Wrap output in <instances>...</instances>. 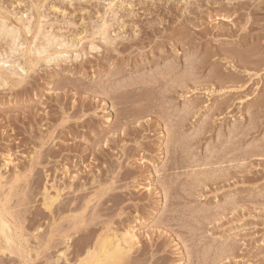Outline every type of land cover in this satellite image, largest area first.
<instances>
[{"label":"rangeland","instance_id":"1","mask_svg":"<svg viewBox=\"0 0 264 264\" xmlns=\"http://www.w3.org/2000/svg\"><path fill=\"white\" fill-rule=\"evenodd\" d=\"M2 20L0 264H80L108 236L124 264H264V0H0Z\"/></svg>","mask_w":264,"mask_h":264},{"label":"bare ground","instance_id":"2","mask_svg":"<svg viewBox=\"0 0 264 264\" xmlns=\"http://www.w3.org/2000/svg\"><path fill=\"white\" fill-rule=\"evenodd\" d=\"M3 21V20H2ZM5 21H3L2 22V26H1V30H0V32H1V34L2 33H4V35H6V36H8V38L9 39H11V40H13V42L14 41H18V39L20 38V36H18V28H16V29H14L13 27H11V28H9L5 23H4ZM25 24V23H24ZM1 25V24H0ZM18 25V24H17ZM15 26V25H14ZM26 27V26H25ZM107 28V27H106ZM27 29V31H28V33L30 32V29L29 28H26ZM41 29V28H40ZM21 30V29H20ZM26 31V30H25ZM98 32V31H97ZM0 34V35H1ZM97 34V33H96ZM95 35V34H94ZM5 36V37H6ZM104 36H105V33H104ZM37 37V36H36ZM107 37V36H106ZM45 39H47V38H45ZM48 40V39H47ZM60 40V39H59ZM59 40L57 39V38H54V37H49V41L46 43L45 42V45H47V47L49 46L50 47V45H54V44H59L60 46H67V45H64V43L62 42V40H61V42H59ZM11 43H12V41H11ZM17 43V42H16ZM16 43H12V45L14 44H16ZM34 43V42H33ZM18 45V44H17ZM52 45V46H53ZM18 46H20V45H18ZM58 46V45H57ZM59 46V47H60ZM14 47V46H13ZM23 47V46H22ZM46 47V46H45ZM44 46H42V48H38L37 50H36V55H38V53L39 54H42V53H46L47 52V47L45 48ZM61 47V48H62ZM21 48V47H20ZM64 48V47H63ZM27 50H28V48H27ZM29 50H30V48H29ZM31 50H33V49H31ZM29 51V52H31V53H33L32 51ZM16 51V50H15ZM17 51H18V49H17ZM34 54V55H35ZM25 56V55H24ZM45 56V55H44ZM29 57V56H28ZM41 57H43V56H41ZM47 57V56H46ZM57 58V57H56ZM48 59V58H47ZM54 59V58H53ZM48 60H50V59H48ZM29 61V60H28ZM32 61V60H31ZM35 62V61H34ZM50 63V62H49ZM29 64V63H28ZM31 65V64H30ZM24 69V68H23ZM169 73H171L170 71H169ZM181 81V80H180ZM183 82L185 81V80H182ZM187 81V80H186ZM5 83V80H3V79H1L0 78V83ZM154 82V81H153ZM168 82V81H167ZM182 82V83H183ZM177 83H179L178 81H177ZM181 83V85H183ZM186 84V83H185ZM2 85H4V84H2ZM180 85V86H181ZM179 86V87H180ZM186 86V85H185ZM183 88H185V87H183ZM168 89V88H167ZM183 90V89H182ZM171 91V90H170ZM214 92V91H213ZM185 111H187V110H185ZM184 112V111H183ZM143 113V112H142ZM189 113V112H188ZM138 114H141V113H138ZM137 114V115H138ZM144 114H146V113H144ZM143 114V115H144ZM136 115V116H137ZM180 115H182V114H180ZM188 116H186V118H187ZM124 118V117H123ZM140 118V117H139ZM138 118V119H139ZM127 119V118H126ZM181 119H183V118H181ZM180 119V120H181ZM108 120V119H107ZM128 121H130V120H128ZM127 121V122H128ZM179 121V120H178ZM182 122L180 123V121H179V126L181 125H183L184 126V123H185V119H183V120H181ZM126 122V123H127ZM124 123V122H123ZM129 124H130V122H129ZM127 125V124H126ZM150 125H152V124H150ZM181 126H180V128H181ZM182 126V127H183ZM153 127V126H152ZM173 127V126H172ZM171 128V127H170ZM170 128L168 129L169 130V133H170ZM174 128V127H173ZM176 128H179L178 127V125H177V127ZM182 129V128H181ZM176 130V129H175ZM178 130V129H177ZM176 130V131H177ZM238 130V129H237ZM121 131V130H120ZM171 131H172V129H171ZM173 131H174V129H173ZM235 131V130H234ZM233 131V132H234ZM178 132V131H177ZM177 132H176V134H175V132H174V135L176 136V135H178L177 134ZM235 133V132H234ZM173 135V134H172ZM181 135V134H180ZM179 136V135H178ZM178 136H176V138L178 137ZM236 136H238V135H236ZM240 136V135H239ZM171 137V136H170ZM179 137H181V136H179ZM178 137V138H179ZM196 137H197V134H196ZM176 138H174L173 137V139H174V141L172 142L173 143V146L174 145H177V144H180L181 142V146H183L185 143H184V138H181V140L182 139H184V140H180V138H179V140L178 139H176ZM175 143V144H174ZM184 143V144H183ZM183 144V145H182ZM178 146V145H177ZM184 146H186V145H184ZM174 148H175V146H174ZM178 148V147H177ZM183 148V147H182ZM238 149V148H237ZM182 150V149H181ZM185 150H187L185 147H184V151ZM234 150V149H233ZM183 151V152H184ZM231 152V151H230ZM229 152V153H230ZM233 152V151H232ZM186 153V152H185ZM189 153V152H188ZM188 153H186V154H188ZM228 153V152H227ZM244 153H246V152H244ZM243 154V153H242ZM225 155H227L226 153H225ZM251 155V154H250ZM250 155H249V157H250ZM253 155V154H252ZM254 156V155H253ZM228 157V156H227ZM237 157H239V156H237ZM236 157V158H237ZM247 157V156H246ZM224 158H225V156H224ZM233 158H235V156L233 157ZM241 158V157H240ZM239 158V159H240ZM245 157H243L242 159H244ZM195 159H196V157H195ZM219 158H217V160H218ZM227 158H225V160H226ZM247 158H245L244 160H246ZM230 160V159H229ZM229 160H226V161H229ZM247 160H249V159H247ZM207 161V160H206ZM205 161V162H206ZM210 161V160H209ZM216 161V160H215ZM221 161V159L219 160V161H216L217 163H219ZM233 161V160H232ZM236 161H238V160H236ZM186 162V161H185ZM202 162V161H201ZM204 162V161H203ZM214 162V161H213ZM222 162V161H221ZM242 162V161H241ZM245 162V161H244ZM196 163V165H197V163H199V162H194V164ZM211 164H213L212 163V161L210 162ZM216 163V164H217ZM179 164V163H178ZM177 164V165H178ZM183 164H185L184 162H183ZM183 164H181V165H183ZM193 164V165H194ZM220 164V163H219ZM225 164H227V163H225ZM231 164V163H230ZM245 164V163H244ZM176 166V167H173V169H177V168H181V167H183V166ZM196 165H194L195 167H196ZM200 165H202L203 166V164H201L200 163ZM199 165V166H200ZM204 165H206V164H204ZM207 165H209V164H207ZM214 165H215V162H214ZM213 165V166H214ZM222 165H223V163H222ZM240 165V164H239ZM243 164L241 163V166H242ZM247 165V164H246ZM189 166H190V164H189ZM202 166H200V167H202ZM210 166V165H209ZM218 166V165H217ZM234 166V165H233ZM232 166V167H233ZM237 166H238V164H237ZM240 166V167H241ZM191 167V166H190ZM193 167V166H192ZM231 166H230V168H232ZM235 167V166H234ZM233 167V169H235ZM248 167V166H247ZM247 167H242V168H244V170H245V168H247ZM198 168V167H197ZM226 168V167H225ZM227 168H228V166H227ZM238 168H239V166H238ZM172 169V170H173ZM217 169V168H216ZM215 169V170H216ZM219 169V168H218ZM221 169V168H220ZM180 170V169H179ZM215 170H214V172H215ZM221 170H223V169H221ZM236 170V169H235ZM243 170V171H244ZM165 171H167V170H165ZM239 171H240V168H239ZM220 172V171H219ZM223 172V171H222ZM248 172V171H247ZM199 173V172H198ZM237 173H238V171H237ZM200 174V173H199ZM202 174L204 175V176H206V174H204L203 172H202ZM201 174V175H202ZM211 174H213V172L211 173ZM239 174V173H238ZM237 174V175H238ZM241 174H243V172H241ZM200 175V176H201ZM217 176H218V173L216 174ZM224 175V177H225V174H223ZM244 175V174H243ZM197 176V175H196ZM199 176V175H198ZM199 176V177H200ZM126 178V177H125ZM198 178V177H197ZM200 178H202V177H200ZM226 178H227V176H226ZM203 179V178H202ZM221 179V178H220ZM229 179H230V177H229ZM200 180V179H199ZM198 180V181H199ZM211 180V179H210ZM216 180V179H215ZM202 181V180H201ZM201 181L199 182V184L201 185ZM175 182V181H174ZM196 182V181H195ZM195 182H194V184H195ZM210 182V181H209ZM213 182H215V181H213ZM219 182V181H218ZM221 182V181H220ZM169 183H171V182H169ZM173 183V182H172ZM192 183V182H191ZM202 183H204L203 181H202ZM163 185H165V184H163ZM204 185V184H203ZM166 187H167V185H165ZM165 186H164V188H165ZM172 186V185H171ZM162 187V186H161ZM169 187V186H168ZM171 188V187H170ZM170 188H168L169 190H170ZM160 189V188H159ZM166 189V188H165ZM166 191V190H165ZM47 200V199H46ZM45 200V201H46ZM57 201V199H48L46 202H45V206H46V208L50 211L51 210V208L54 206V203ZM233 203V202H232ZM231 203V204H232ZM235 203V202H234ZM0 204H2V202H1V200H0ZM115 204V203H114ZM229 205V206H232V205ZM235 205V204H234ZM249 205V204H248ZM3 206V205H2ZM261 207H262V205H260ZM234 207V206H233ZM233 207H230V208H233ZM236 207V206H235ZM1 209V208H0ZM203 209V208H202ZM201 209V210H202ZM228 209V208H227ZM234 209V208H233ZM5 210V208H3V211ZM218 210V209H217ZM231 210V209H230ZM3 211H2V213H3ZM198 211V210H197ZM220 210H218V212H219ZM229 211V210H228ZM232 211V210H231ZM0 212H1V210H0ZM208 212V211H207ZM217 212V211H216ZM217 212V213H218ZM5 213H7V215H9V213L8 212H5ZM4 213V214H5ZM216 213V214H217ZM224 213H226V211L224 212ZM231 213V212H230ZM193 214V213H192ZM198 214V213H197ZM201 213L199 212V215H200ZM207 214H209V213H207ZM211 214V213H210ZM195 215V214H194ZM10 216V215H9ZM202 216H203V214H202ZM5 217V216H4ZM20 217V216H19ZM207 217V216H206ZM210 217L211 216H209V218L208 219H210ZM221 217V216H220ZM214 218V217H213ZM216 218V217H215ZM8 219V218H7ZM7 219H4L3 218V214H1L0 213V234L1 235H3L4 236V238L6 239V241H7V243H10L11 241H12V238L10 237V235L8 234L9 233V230H10V225H9V222H7L8 220ZM204 219H206V218H204ZM217 219V218H216ZM7 220V221H6ZM215 220V219H214ZM212 221V220H211ZM210 221V222H211ZM16 222H18V221H16ZM11 224V223H10ZM12 225V224H11ZM19 225H20V223H19ZM13 226V225H12ZM15 230H16V228L15 227H13ZM0 235V236H1ZM19 235V234H18ZM14 236H16L15 234H14ZM19 237H21V236H19ZM17 239V238H16ZM132 241H134V240H136L135 239V235H131V238H130ZM25 241V240H24ZM22 242V241H21ZM27 242V241H26ZM134 242H132L131 244H133ZM136 243V242H135ZM134 243V244H135ZM19 244V243H18ZM21 244V243H20ZM25 244V243H24ZM97 244V246L93 249V250H91L90 249V251H88V253H87V255H86V257H85V259H83L81 262H80V264H124L126 261H128L127 260V258H128V256H129V254H130V252H131V248H132V246L131 245H128V247H122V245H121V243H119L118 242V240L115 238V237H113V238H109V236H108V238H104V239H102V240H100L98 243H96ZM130 244V243H129ZM133 244V245H134ZM136 245V244H135ZM134 245V246H135ZM22 246V245H21ZM137 246V245H136ZM10 247V246H9ZM11 247H12V245H11ZM7 249V248H6ZM9 249V248H8ZM133 249V248H132ZM225 249V248H224ZM224 249H222V250H224ZM20 251H22L21 249H19ZM24 250V249H23ZM8 251V250H7ZM23 252V251H22ZM28 255V254H27ZM63 257V256H62ZM65 259V258H64ZM31 261V260H30ZM65 261V260H64Z\"/></svg>","mask_w":264,"mask_h":264}]
</instances>
